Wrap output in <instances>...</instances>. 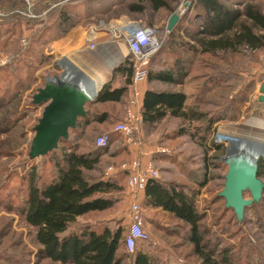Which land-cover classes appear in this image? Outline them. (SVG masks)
Returning a JSON list of instances; mask_svg holds the SVG:
<instances>
[{
    "label": "rangeland",
    "instance_id": "obj_1",
    "mask_svg": "<svg viewBox=\"0 0 264 264\" xmlns=\"http://www.w3.org/2000/svg\"><path fill=\"white\" fill-rule=\"evenodd\" d=\"M27 1L33 3L31 8L34 13L37 12L34 5L36 7L39 0H0V8L27 7ZM44 1L41 0V3ZM58 1L60 0L56 2ZM109 1L111 0L101 2L106 5ZM134 1L136 0H125L123 4L116 5L107 13L93 14L94 23L97 24L101 20L110 23L118 19L140 18L145 24H153L149 26L164 31L169 16L178 12L179 6H183L186 0H166L168 7L156 11L146 4L142 12H130L125 4ZM255 2L264 13V0ZM2 12L4 21L6 13ZM6 20L1 23H10ZM35 28L37 26L32 29ZM36 33L34 30L22 32V35L19 33L18 36H12L7 45L2 44L3 39L0 43V264H62L37 257L40 246L34 240V230L24 222L19 212L29 179L33 176L34 181L42 185V176L49 175L52 167L48 156L41 155L31 159L28 155L34 135L33 127L46 104L32 103V95L42 88V62L38 61L42 50L35 44L32 49L24 51L25 45L21 43V39ZM160 37H163L166 47L169 36ZM173 50L181 51L177 45H174ZM166 54L164 64L168 65L171 64L174 54ZM187 57L185 55L184 58ZM197 58V62L193 60L188 65V77L192 78L183 85L169 87L154 84L188 92L185 105L188 118L181 120L168 117L153 130L140 128L135 134L136 143L150 152L151 161L159 170L160 181L184 184L194 193L197 209L204 215L201 225L205 227L207 236L212 235L211 237L219 242V252L224 246L230 247V264H264V196L244 210L240 221L236 219L231 208H225L224 199L219 197L227 165H231L230 154L233 153L238 138L264 142V121L261 127L249 121L251 118L263 119L264 101L259 102L253 96L260 92V83H264V49L250 56L243 53L225 54L222 59ZM150 66L152 69L160 68V65ZM230 75L235 77L230 78ZM17 79L18 83L15 81ZM116 120L117 117H113L110 122L91 123L80 139L75 140L80 150L92 148L99 134L105 135L113 130ZM210 120L216 121L210 125L204 140H200L202 131L209 126ZM181 130H186L187 134H179ZM219 132L224 134H221L222 140L217 136ZM227 134L233 135L236 140L226 136ZM223 137L229 141L223 140ZM107 141L108 151L114 153L101 158L99 173L105 176L106 172L114 169L127 170L125 166L132 160L130 161L129 151L120 147L125 144L122 136L111 132ZM212 143L217 144L220 150L210 149ZM157 147H163L167 151L158 153ZM253 154V166L257 169L259 162L264 163V154L260 149H255ZM122 165L124 166L121 167ZM98 170L91 171V174H97ZM259 178L264 182V174ZM205 180L207 182L204 185L199 184ZM243 195L247 198L249 192L246 191ZM126 205L122 200L113 211L91 213L79 217L77 223L102 222L110 227L121 226L125 232L129 207ZM144 214L151 225L144 221L143 228L148 238L139 242L136 249L142 248L155 254L162 264H199L198 258L191 254V245L184 233L186 228L181 221L163 212L154 214L148 211ZM111 215H114L112 219ZM122 246L125 249L123 244ZM131 259V255L126 256L123 264H130Z\"/></svg>",
    "mask_w": 264,
    "mask_h": 264
},
{
    "label": "trees",
    "instance_id": "obj_2",
    "mask_svg": "<svg viewBox=\"0 0 264 264\" xmlns=\"http://www.w3.org/2000/svg\"><path fill=\"white\" fill-rule=\"evenodd\" d=\"M56 1L45 0L41 3L39 0L40 3L37 2L36 7L34 5V9L38 10L35 13L39 14ZM75 1L81 4L89 2L91 5L81 6V9L76 10V16H72L70 5ZM101 1L60 0L56 2L52 9L54 17L51 24L41 25L35 30L36 35L27 36L24 51L38 44L42 50L38 61L42 62L44 59L42 45L47 43L46 41L64 35L73 25L80 23L87 25L90 23L88 18L93 14L107 13L116 5L125 2V0H111L103 5ZM255 1L257 0H190L183 15L167 33L168 45L166 43L165 47L163 41L160 48L151 56L150 65H160V68L152 69L149 65L146 80L176 85L184 81L189 72V61L192 62L196 57L222 59L225 54L243 53L250 56L264 49V13ZM146 4L153 11L168 7L166 0H136L125 5L128 11L142 12ZM25 8H0L6 13L4 19L10 21L7 25L2 24L5 20L0 22V37L2 36L0 43L3 39L2 44L7 45L12 36L20 33L17 26L22 20L31 24L40 22L37 17L28 18L13 13L15 10L24 11ZM190 10L192 13H189ZM13 19L17 20L12 22ZM197 21L198 23L195 24ZM177 29H181L190 40L194 41V44L183 43L180 36L175 34ZM174 45L187 49L191 53V59H184L179 52L173 50ZM164 52L174 54L175 61L172 65H165L159 57ZM127 64L126 59L114 69L126 76L123 85L113 87L111 80L106 81L99 88L96 96L91 101H86L84 106L121 101L131 85L132 70ZM229 77H235V75ZM15 81L18 83V79ZM186 98L182 91L146 89L141 104L142 129L153 130L168 117L186 120L188 118L185 108ZM121 119L123 118L117 117L113 126ZM111 120L113 116L107 111L86 112L85 116L77 117L75 126L69 128L68 137L61 138L56 148L42 155L48 156L49 159H47L52 165L50 174L42 176V185L34 181L33 176L29 179L26 196L19 212L24 222L34 230V240L40 246L37 251L38 258L62 264H123L125 257L131 255L130 264H162L160 258L151 252L136 249L131 254L123 249L126 229L124 232L121 226L110 227L102 222L77 223L78 217L114 208L122 201L127 186V170L117 171L110 176L99 173L101 158L106 154L114 153V151H108L109 140L104 146H97L94 142V146L87 150H80L78 143L75 142L76 139H80L79 137L91 123H104ZM215 121L210 120L209 126L202 131L200 140H204L210 125ZM111 132L119 133L114 130ZM111 132L105 134L108 139ZM184 133L187 134V131L179 132V134ZM120 147L122 150H128L125 144ZM209 148L215 151L220 150V147L214 143ZM97 170V174H91V171ZM256 174L258 177L264 174V163L257 164ZM159 179L147 181L142 205L149 208L159 207L185 225L184 233L191 245V254L198 258L199 264H230L232 256L230 247L224 246L219 252V242L214 240L212 235L207 236L205 227L201 225L204 215L197 209L194 193H191L184 184L164 183ZM206 182L205 180L199 184L204 185ZM262 196H264V187Z\"/></svg>",
    "mask_w": 264,
    "mask_h": 264
},
{
    "label": "crops",
    "instance_id": "obj_3",
    "mask_svg": "<svg viewBox=\"0 0 264 264\" xmlns=\"http://www.w3.org/2000/svg\"><path fill=\"white\" fill-rule=\"evenodd\" d=\"M87 5V7L90 5L89 4H81L78 1L72 2L70 6L71 8V15L76 16V10L81 9V6ZM55 4H52L49 8H44L42 12L37 14V18L39 19V23H34L33 26H37V28L32 29L33 26L31 23H27L26 21L22 20L21 24L17 26L18 31L22 35V32L26 33L30 32L31 30H36L38 29L41 25L48 26L51 24V21L54 17L52 9ZM187 9V7H186ZM185 9V10H186ZM131 12V11H130ZM189 13H192V10L189 11ZM182 15H180L181 17ZM170 17V16H169ZM88 19H90V23L87 25H84L82 23L73 25L68 29V31L62 35V36H56L50 39L49 41H46L47 43L42 45L43 49V54H44V59L42 60V87H44L45 83L50 81L52 78H57L60 77L61 79H66L72 84H78L76 80L72 77V74L75 72L80 74L79 76L84 75V80L88 79V77H92L95 79V81L98 83V89L93 93L94 96L91 98V95L89 96L91 99L88 101H91L97 94V91L99 88L108 80H111V84L113 87H118L124 84L125 81V75L122 74L120 71H115L114 69L117 68L120 64H122L126 59H127V47L125 43L120 40V39H113L111 36L110 32L106 28L108 25H115L123 20H134V21H141L139 19H129V18H124V19H118L110 23L103 22L102 20L99 21L97 24H95L93 20V16H90ZM15 21V19L12 20V22ZM144 23V22H142ZM195 22V24H197ZM145 24V23H144ZM175 34L180 36L182 39L183 43H189V44H194V41L190 40L185 33L181 29L175 30ZM18 36V35H17ZM27 37V36H26ZM26 40V38H23ZM93 43L94 46L90 47V44ZM183 47V46H182ZM180 47L181 51L179 50V53L181 56L185 57L186 59H189L191 57V53L187 49H184ZM178 52V51H177ZM184 54V55H183ZM190 55V56H189ZM167 56L166 52H164L162 55L159 57L161 58L162 61H164V58ZM185 59V58H184ZM191 59V58H190ZM117 61V62H116ZM174 58L171 62L172 65L174 63ZM195 62L198 61V58L196 57L194 59ZM128 62V60H127ZM193 62V61H192ZM66 63V64H65ZM71 63V64H70ZM191 62L189 61V64ZM109 65V66H108ZM129 66V64H127ZM71 70H68V68ZM201 67V66H199ZM67 68V71H66ZM77 68V69H75ZM157 69V68H156ZM70 71V74L68 73ZM73 71V73H72ZM255 73L254 71H252ZM264 70H262V73ZM75 73V74H76ZM189 73V72H188ZM252 73V74H253ZM85 75L86 78H85ZM189 74L186 75L184 81L182 83L176 84V85H167L169 87L171 86H181L185 81L192 77H188ZM257 76L258 74L255 73ZM201 76V75H200ZM197 77V76H196ZM194 78V77H193ZM83 80V82H84ZM81 81V83H83ZM165 85L166 84H161L157 82H148L147 80L143 82L140 85V89L142 92L141 95V104H142V97L143 93L146 89L148 88H160V89H169V88H162L158 87V85ZM257 86L259 85L256 83ZM261 85V83H260ZM259 85V86H260ZM170 90H175V91H182L186 97L187 93L184 89L180 90L177 88H171ZM130 95V90L126 91L124 97L121 99L119 102H105V103H95V104H89L87 106H84L85 109V114L86 112H94V111H107L110 113L113 117H118V118H123L124 117V110L125 106L127 103V99ZM87 97L86 99H89ZM187 99V98H186ZM186 104V101H185ZM262 116H263V121H264V108L262 109ZM142 128V125H141ZM125 143V142H124ZM126 147L129 150V157L130 161L134 159H140L141 164L146 163L149 159H151V154L145 148L144 146H140V144H130L127 145L125 143ZM122 165L121 167H123ZM130 164H126V169ZM118 168L117 170L119 171ZM116 169L106 172L107 174L105 176H110L114 175L115 172H117ZM125 194L122 196V200L127 204L126 206L130 205L133 199V195L129 192V190L125 189ZM144 192L141 197V209L143 211V217L144 221H147L146 217L144 216L146 212L150 211L152 213H159L163 212L161 208H149L146 206L142 205L143 197H144ZM129 209V207H128ZM113 211V208L110 210H106L100 213H105V212H111ZM114 215H111L110 218L112 219ZM127 217H128V212H127ZM152 217V216H151ZM79 218V217H78ZM77 218V219H78ZM153 220V218H150ZM148 222V221H147ZM144 223V222H143ZM149 224L151 223L150 221L148 222ZM151 225V224H150ZM144 242V241H143ZM142 252H146L141 248ZM149 252V251H147Z\"/></svg>",
    "mask_w": 264,
    "mask_h": 264
},
{
    "label": "built area",
    "instance_id": "obj_4",
    "mask_svg": "<svg viewBox=\"0 0 264 264\" xmlns=\"http://www.w3.org/2000/svg\"><path fill=\"white\" fill-rule=\"evenodd\" d=\"M189 1L190 0H186L185 2ZM185 2L183 6L180 5L178 8L179 15L185 12ZM32 4L33 3L27 1L28 6L24 11L15 10V12L28 18H35L37 14L33 12L31 8ZM3 16L4 13L0 10V22ZM106 28L113 39H120L125 43L127 47L128 64L132 70L130 95L125 106L124 117L114 124L113 130L119 132L123 136L124 142L127 145L137 144L135 134L142 125V92L140 85L147 79L151 56L156 53L163 43V37L160 36H166L168 30L165 28L164 31H162L161 29L144 24L141 21L134 20H123L115 25H108ZM21 43L25 45L26 40L21 39ZM93 46L94 44L91 43L90 47ZM259 95L260 92L253 97L258 100ZM221 134L223 133H217L220 140H222ZM223 140L229 141L227 138ZM106 142V135L99 134L96 137L95 144L97 146H104ZM165 151L167 150L163 147L156 148V152L158 153H163ZM127 171L128 176L126 185L129 192L133 195V199L128 209V226L126 228L123 245L125 250L131 253L136 249L137 242H143L148 238L143 228L144 217L140 199L147 181L149 179H159L160 174L151 159L144 164H141L140 159H134L131 161Z\"/></svg>",
    "mask_w": 264,
    "mask_h": 264
},
{
    "label": "water",
    "instance_id": "obj_5",
    "mask_svg": "<svg viewBox=\"0 0 264 264\" xmlns=\"http://www.w3.org/2000/svg\"><path fill=\"white\" fill-rule=\"evenodd\" d=\"M189 2H185L188 7ZM178 12H173L167 20L166 29L171 30L179 20ZM55 88L49 86V81L44 87L39 88L32 95V103H46L37 124L34 125V135L31 139L28 155L31 159L46 154L58 145L61 138H67L69 128L76 124L77 117L85 116L84 103L90 99H80L79 84H72L60 77ZM258 100L264 101V83L260 85ZM224 175V185L219 196L225 200V207L231 208L237 220L243 217L244 209L257 203L262 197L264 182L257 176L256 169L242 165H227ZM257 168V167H256ZM249 192V197H244V192Z\"/></svg>",
    "mask_w": 264,
    "mask_h": 264
},
{
    "label": "bare ground",
    "instance_id": "obj_6",
    "mask_svg": "<svg viewBox=\"0 0 264 264\" xmlns=\"http://www.w3.org/2000/svg\"><path fill=\"white\" fill-rule=\"evenodd\" d=\"M75 69H77V68H75ZM68 70H71V69L68 68ZM68 73L70 74V71ZM72 73H73V71H72ZM79 75L80 74H78V73H76V74L74 73V74H72V77H71V78H74L76 80V82H78V84H79L77 87L80 88V92L77 96H79L80 99H83V98L89 97L91 94L93 95V93L98 89V83L92 77H88V79L84 80V75L83 76H79ZM86 76L87 75H85V78H86ZM83 80H84V82H83ZM81 81L83 83H81ZM58 82H59L58 80H53V81L50 80L49 86L52 88H55L57 86ZM91 98H89V99H91ZM249 121H251L252 124L255 123V126L256 125H259L260 127L263 126V120L262 119L251 118V120L249 119ZM258 134H260V133H258ZM226 136H228V137L230 136V137L234 138V136L230 135V134H227ZM234 139L236 140V138H234ZM237 141H238L237 144H235V146H234L235 148L233 147L234 148L233 153L230 154L229 159L231 160V165H242V166H245V167H248L251 169H255V166H253V161H252V159L255 156V154H253V153H254L255 149H260L261 151H263V154H264V142L254 140V139H246V140L240 139L239 140V138Z\"/></svg>",
    "mask_w": 264,
    "mask_h": 264
}]
</instances>
